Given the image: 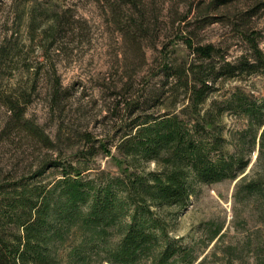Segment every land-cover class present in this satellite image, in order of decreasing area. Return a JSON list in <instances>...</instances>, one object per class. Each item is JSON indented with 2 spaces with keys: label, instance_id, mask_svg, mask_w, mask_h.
<instances>
[{
  "label": "rangeland",
  "instance_id": "rangeland-1",
  "mask_svg": "<svg viewBox=\"0 0 264 264\" xmlns=\"http://www.w3.org/2000/svg\"><path fill=\"white\" fill-rule=\"evenodd\" d=\"M107 2L0 0V179L7 173L30 176L50 157L71 161L81 169L89 167L82 174H118L125 164L116 149L121 134L117 126L128 128L129 119L113 107V93L142 95L139 113L143 115L183 106L182 87L171 89L161 76L166 55L174 65L193 58L170 27L174 6L151 4L145 28L136 31L129 7L121 5L112 13ZM253 24L263 33L260 46L264 49V14ZM198 33L203 43L212 41L222 49L230 45L225 52L228 59L241 51V42L222 24L206 25ZM215 87L204 109L223 106L234 90L260 101L264 72L221 78ZM9 105L17 109L25 105L26 120L48 137V147L13 124ZM117 113L123 115L120 122ZM185 113L193 117L190 110ZM247 123L243 114L233 110H223L217 120L226 149L234 151L248 141L245 170L235 178L193 183L185 207L166 210L169 236L190 246L188 264H264V197L243 189L252 179L264 181L260 144L264 124L248 127ZM246 129L248 134L239 141ZM137 164L146 171L157 168L153 161ZM57 174L46 173L40 179ZM94 259L93 255L86 258L88 264H110ZM181 259L173 257L167 264H183ZM60 264H67L64 258Z\"/></svg>",
  "mask_w": 264,
  "mask_h": 264
},
{
  "label": "trees",
  "instance_id": "trees-1",
  "mask_svg": "<svg viewBox=\"0 0 264 264\" xmlns=\"http://www.w3.org/2000/svg\"><path fill=\"white\" fill-rule=\"evenodd\" d=\"M105 1L112 13L121 5L129 7L136 31L145 28L151 4L159 1L163 8L174 6L170 27L193 58L174 65L166 55L161 76L171 89L182 87L186 103L182 99L178 111L143 115L139 113L142 95L113 93V107L129 119L128 128L117 126L121 134L116 149L125 164L118 174H82L89 167L81 169L71 161L50 157L30 176L7 173L1 178L0 264H60L62 258L67 264H88L89 255L96 262L110 264H140L142 260L167 264L173 257L188 264L190 246L169 236L166 210L185 207L193 183L235 178L248 165L244 147L248 141L234 151L226 149L217 120L223 110H233L245 116L248 127L262 125L264 98L250 100L234 90L214 111L203 105L216 90L217 80L264 72L263 33L253 24L254 18L264 14V0ZM212 24L224 25L241 42L234 58L226 57L230 45L222 49L198 38V30ZM8 108L13 124L49 146L48 137L26 120L25 105ZM188 110L193 117L185 115ZM123 115L115 117L120 122ZM248 132H242L239 141ZM260 144L264 147V130ZM139 161H153L157 168L146 171ZM46 173L58 174L40 179ZM243 185L245 192L264 197L263 179Z\"/></svg>",
  "mask_w": 264,
  "mask_h": 264
}]
</instances>
